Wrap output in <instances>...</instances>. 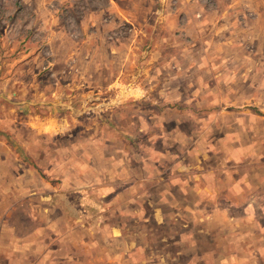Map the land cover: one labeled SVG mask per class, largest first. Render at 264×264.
Masks as SVG:
<instances>
[{
	"label": "rangeland",
	"instance_id": "374dc122",
	"mask_svg": "<svg viewBox=\"0 0 264 264\" xmlns=\"http://www.w3.org/2000/svg\"><path fill=\"white\" fill-rule=\"evenodd\" d=\"M0 264H264V0H0Z\"/></svg>",
	"mask_w": 264,
	"mask_h": 264
}]
</instances>
